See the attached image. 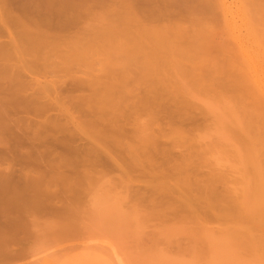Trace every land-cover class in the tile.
Here are the masks:
<instances>
[{
    "label": "rangeland",
    "instance_id": "obj_1",
    "mask_svg": "<svg viewBox=\"0 0 264 264\" xmlns=\"http://www.w3.org/2000/svg\"><path fill=\"white\" fill-rule=\"evenodd\" d=\"M113 1L115 3L117 0ZM179 1L182 2V5H188L191 3L189 5L192 7H188H194V10H190V13H188V11V14H185L186 11L183 12L185 14L184 19L182 15V18L179 16V18H181V20L178 19L179 21L176 20L177 17L175 18L172 16V18L170 17L169 20L164 21L165 23L161 22V25L164 23V26H166L165 24L168 22L169 24L172 22V25L175 22H181L182 27L183 25H186L189 28L192 26H188L189 22L194 21L195 23H193L195 24V27L192 26V30L195 28L198 30H194L195 33L200 32L201 30L205 33V31L208 30V26L210 25L208 23H211L209 30L212 28L211 30L213 33H211V35L210 33H205L207 34V37L209 36L208 38L211 36L209 40L203 32L200 33L203 34L205 38H207L205 40L208 42L211 41L209 42L211 47L206 45L207 41L203 43V45H206L208 48L207 49L204 47L207 49H205L207 51L206 53L211 50L213 52L214 50L217 51V54L215 52L213 53L212 51L209 52V54L212 55V58L214 57V59L216 57L218 63L214 61V59H212L211 62L210 56L206 58V53H204V57L202 55L197 57V55H195L196 51H194V53L192 52L194 50L191 49L192 44L191 46L188 44L191 41V38H189L190 41L188 43H185L186 45L188 44L190 46L191 50L189 47H187L186 50V47L183 48V46H181L183 48L182 52L186 50L185 53H188V50H190L189 53L192 52L196 58H201L199 59L200 62L204 58V60H202L203 64L201 63L202 66L200 65L198 59L194 60V55L193 59L191 57V59L188 61L183 59L184 62H182V58L180 59L181 61H178V63H180L179 65H181L182 62L184 66H187H185V68H187L186 70H188V67L190 68L191 66V68H193V65L195 64V66L200 65L197 69L199 71L200 68V73H198L199 76H196L194 75L195 73H192L193 71L197 72L196 69H189L193 70L188 72L191 75L189 74V76L188 73H185V77H181L179 73L180 70L177 69V66L176 68L173 66L175 69H177L178 73L176 70L170 69L168 70L169 72H166L168 75L167 76L162 75L165 73L159 74L154 69V71H156L159 75L156 74L157 77L151 75L150 77H147V81L146 77H144L146 76V73L144 75L143 72L146 69L142 68L145 70H141L140 68L146 63L145 56H150L148 54L145 55V52L148 53L149 51L148 48L146 49L142 47L143 45L141 43V37L144 34L140 29L134 30L130 29V27H128L129 31L127 32H131L130 30H132V32L129 34H126L125 32V34H123V31L121 33L119 30L113 31L111 28L110 30L111 32L113 31V33H110L109 25L111 22L109 23V15L107 16L106 13L109 14L110 11L113 10V6L108 8V6L112 5V3H108L106 5L105 2L104 4L99 5L100 7L97 6L98 4H95L97 7L95 8V5L91 7V11L88 8L89 11L86 10L87 12L84 9V14L81 13V16L75 24V28H73L75 31L72 29V32L74 33L71 35L69 34V37L66 35L68 38L66 36H63L62 39L59 38L53 45H43L36 48L29 47L26 49L25 43L23 41L24 39L19 34H13L14 40H17L22 48L18 51V53H14V55H11V53L7 55L11 49H8L9 46H7V44L11 45V39L6 31L3 32L2 30L0 32V45H6V48H4L7 51H1L4 52V55L7 56V58L2 56L3 53H1L0 65H3L4 63V66H6L5 64H7L6 69L11 68L13 73L14 71L20 73L22 72L23 74L21 73V76L23 75L26 80L29 78L36 80L38 84L36 83L37 85L35 86V83L31 82L34 84V90H31L33 93L36 90V93L34 94H36L38 98L40 96V100H46V98L43 97L46 95V92L53 90V93H55L57 90L55 93L56 95L50 92V99L53 101V103H56L53 105H55L57 108H53V105L52 107L48 108L47 110L50 111L46 112H48L49 115H47L48 113L45 112H43L45 114H34L33 112H30L31 116L33 114L36 116L35 117L33 115L34 118L33 120L31 119V123L33 124L31 128L32 130L34 129L33 132L37 128L36 126H38L35 125L33 121L36 122V124H39V121L42 122L41 120L43 119V121H45V124L42 122L45 126L43 124H39L41 126H39L40 131L46 129L42 132L45 137L44 135L41 137L42 133L36 129L39 131L38 134L40 135H36L37 133L35 134L38 136L36 142L38 143L40 141L38 140L40 137L42 138H40L41 141L46 139V141H53V139H61L63 135L62 139L69 138L71 140L70 143H68L70 140H67L68 142L63 141L64 143L70 144L69 148L67 147V150L69 151L75 148L73 151L69 152L61 148L59 150V148L56 147L57 143L54 145V141L52 143L50 142L52 147H55H45L50 151L48 152V150H46L47 155H52L51 157H48L49 160L51 159L49 161L47 158H45L47 156L46 154L45 157L43 156L44 154H39L42 150L40 147L36 146L37 148H30L27 145H22V147L18 145V148L13 147V149L10 146L8 147V149L11 148L10 150L13 151V155L15 148V153L17 151H21V149L23 150L22 152H19L20 155L21 153L24 155L27 152H30V150L34 149L31 151L32 153H38L37 155L43 157H39L38 160L30 162L31 164L22 160V163L24 162L22 164L20 159L17 160V157L13 158V155L8 153V155L11 156L10 160H8V155V161H6V159H3V162L0 160V264H264V111H260L262 108L259 110L256 108V106L254 107L255 104L258 105V108L262 107V105L257 101L254 102L255 99L253 98V101H251V98L248 95L244 96L243 94H240L241 89L235 86V84L238 85V83L235 82L236 80L239 81L238 77H240L237 72L240 74L241 71L243 73L246 71L249 72L246 74L252 76L253 80L259 83L262 92L264 93V37L262 36L264 33V28H262L263 33L259 30V27L257 29L259 33H261L259 35H261L263 40L262 38H256V36H259L256 35L258 34L257 30L254 34L252 31V26L254 25L255 27L253 21H256L253 19H258L261 15L262 16L260 20L258 19L260 22L258 23L262 24L264 27V4H262L263 7L261 6L263 8L262 9L253 3V0H224L226 5L224 13H221L220 10V13L219 11L216 12L214 10L213 12H216V15H213L214 13L212 10H210L212 12L211 14H209L210 12H208V14L207 12H204L206 14L203 13V15L199 12L196 13V11L200 9L199 5V9L195 10V8H197L196 3H202V0ZM243 2L245 6H248L244 8L245 10L243 9V7H245ZM262 3H264V1ZM194 4L196 6H193ZM182 5H179L181 7H177L182 8L184 6ZM171 8L173 9V7ZM185 8L183 7V9ZM257 8L259 10H263L261 11L262 13H260V15L254 12ZM107 18L109 20H107ZM261 20H263V22H261ZM200 22H205L206 24H202L203 28H201V30L199 29L201 24L200 26L197 24ZM153 24L156 25L157 21ZM0 25H2L1 22ZM187 29L186 35L191 36L189 34V30H191V28L188 30ZM124 30L126 31L127 27H125ZM194 31L192 33H194ZM118 35H122L120 39L118 38ZM123 35L126 38H123ZM253 35H255V37H253ZM226 38L230 41L226 42ZM121 39V43L124 42V44H120L119 41ZM182 40L187 41V37H184ZM218 42L220 43L217 45ZM223 43H225V48ZM228 43H230L232 46ZM211 44H213V46ZM122 45L125 46V48ZM181 45H183V43ZM215 45H217L220 49H217V46L215 49ZM229 45L233 48H231ZM2 46L1 48H3ZM198 46H200V44ZM222 46L224 49H222ZM133 47H137L138 49H133ZM195 47H197V45ZM31 49L35 50L32 52ZM219 50L222 51L219 52ZM233 50H235L236 53L233 52ZM29 51L32 52V56L30 55L31 53ZM230 51L232 53H230ZM21 53L24 54L22 55ZM154 55H151V57ZM187 56L189 55L187 54ZM224 57L231 60V63L228 60L225 61L226 58ZM156 58L158 59L159 57L157 56ZM235 58L237 59L235 60ZM222 60L225 61V63H223ZM232 61L233 63L235 62L233 64V68L236 67L237 72H235V70L232 68L231 70H233V73H230L231 76L226 77L224 70H222V74L220 73L222 72L221 70H219V72L218 69L215 70L216 68H214L217 64L221 63H230L232 66ZM150 62L151 64L154 63L153 61ZM157 62L160 63V61ZM214 63L217 64L213 65ZM241 63L242 65H240ZM8 64H10V66ZM46 65L51 67L47 68ZM4 66H0V84L3 82L7 83V80H9L11 77L10 73L12 70L10 69L11 71L9 72V69H5L6 73H4V69H2L5 68ZM18 68L19 70L17 71L16 69ZM165 68L163 69L165 70ZM185 68H183L184 70L181 69V72L183 70V74L184 72H187L185 71ZM21 69L24 70L22 71ZM56 69L59 70L56 71ZM163 69H161V71H164ZM27 70L31 71H29L31 75L27 73ZM48 71H50V73H52L51 71L56 73L50 74ZM140 71H142V73ZM43 72H46V74H44L45 77L42 76ZM211 72L214 76H210L209 73ZM26 73L29 76H26ZM150 73H152V71H150ZM228 73L226 75H228ZM235 73L238 76L235 75ZM4 74H7L9 77ZM123 75H126V77ZM148 75L150 74H147V76ZM161 75L167 77V79ZM113 76L117 77L116 79L118 80L121 79V82L117 81L119 83L117 85L119 86L116 85V87L123 91L122 93V91L120 92L118 90L120 95L121 93L124 94V92L127 91L122 97L124 101L128 102L125 99H129L133 102L132 103L129 101V104L127 103L129 106L126 107L130 108L128 109L125 107L127 111L123 112L125 115H129V117L124 115L122 119L120 116H116L117 118H120L117 119L118 122H120L121 119L123 120L120 122L122 124V130H124V132H122L123 135L121 136L129 140L130 143L126 139L122 140L123 138L120 136L117 137L118 143L116 142V144L114 141L113 143L111 138H109L112 137L111 134V136L107 135L109 136L108 138L105 135L103 137L101 136L102 139H100V136H98L99 134H95L97 132H95L96 130L94 131L96 126L92 125L93 128H90L91 125L89 122L91 119L87 120L86 118H96L95 116L100 117V112L97 114L96 110L92 109L91 111L87 106L89 102V105L92 106L93 103H95L93 102L95 97H97V94L99 95V93H102V91L94 94L95 97L92 96L93 93L91 91L90 93L92 94L90 96L87 88H85L87 90L84 89L85 91L81 90L79 92L76 90L69 92L71 91L69 88L70 83L74 81V79L82 81L84 79H88L89 82H91L90 79H93L94 81V78H97L95 79L97 82L95 83L94 81V83H99V85H97L100 87V83L103 81L105 83H112L115 80L116 82V79ZM158 76H161L163 81ZM232 76H234L233 78L236 80L233 81ZM151 77L160 79L164 84L165 80L172 78L168 80L170 82H166V84L168 85L170 83L175 85H173L174 87L172 85H168L169 90L166 94L165 91L167 89L161 86L162 84L160 80L159 83L157 79L153 78L155 79L153 82ZM212 77H214L215 80L211 81ZM24 78L22 80H25ZM149 78H151V82H153L152 85L155 87L151 85ZM65 79L67 80L65 81ZM177 79L180 81L182 80L183 84L182 81L179 82L178 80L177 82ZM50 80H53L54 83L53 81L51 83ZM85 80L84 82H86ZM193 81L197 84H194ZM218 81L222 84H225L221 86L222 84H220ZM49 82L51 84H49ZM55 82L57 84H55ZM122 82L125 83H123L124 86L121 84ZM156 82H158V84H156ZM176 84L180 85V87L176 86ZM41 85L44 86V89L42 90ZM53 85H56V87H60L61 85L66 86L68 87L69 91L65 87L64 88L67 91L59 88V90L57 88L55 90ZM62 86L61 88H63ZM46 87H48V91H45ZM172 88L175 89L173 90ZM125 89L126 91H124ZM237 89L239 90L237 91ZM43 90L45 92H43ZM60 90L61 92H59ZM41 91L43 96L40 95ZM83 91L84 93H88L86 94L88 97H85L84 93H82ZM162 91L163 93H161ZM27 92L32 94L30 90ZM27 92L24 93V95H28ZM58 92L62 94V98ZM68 92L69 95L67 94V96L69 97H66V93ZM7 94L10 95L9 93ZM58 94L61 99L60 101L56 102L54 100L59 98L55 97ZM114 94H117V96L119 95L117 92ZM240 95H243L244 97ZM48 96L49 94L46 95V97ZM92 97L93 100H91ZM160 97H162L163 101ZM175 97L179 100L175 99ZM65 98L69 99L66 100ZM85 98L87 100H85ZM152 99L156 101H153ZM66 101L68 102L66 103ZM181 101H183L182 103L185 101V103H181L182 105L179 104ZM61 102L62 104H57ZM84 102H87L86 108L83 106L86 105ZM171 102H175V105L177 103V106ZM65 103L67 105L69 104V106L66 105L65 108H62V105H65ZM71 104L72 106H70ZM58 105H60L59 108ZM180 106H187V108L183 107L182 109L181 107V111L179 109ZM67 107H70L68 109H70L72 117L71 114L66 110ZM163 107L167 110L164 111ZM174 107L176 108L174 109ZM89 110L93 113V116H89ZM179 110L181 111L180 113ZM187 110H189V114H187ZM65 111L68 112V114H66ZM85 111H87L88 117ZM161 111L163 112L161 113ZM259 111L260 113H258ZM167 112L170 113L167 114ZM20 113L22 114H20L22 118H24V116L27 118L30 116L29 114L28 116L25 115V113L23 115L22 111ZM60 113L65 114L66 117L67 115L68 117L70 116L71 118H69L71 122H66L68 117L66 119H61ZM177 113L179 114V119L176 117ZM41 114L42 116L44 115L43 118ZM52 115H56L53 117L56 119V122L55 120L54 122L50 120L53 119L51 117ZM19 116L16 115L17 118ZM63 116L64 115L61 117L63 118ZM105 116L108 117L107 115ZM101 117L104 118V121L106 122L107 119H112L115 116L112 117V115L109 114V117L106 119V117H103L101 114ZM125 118H127V120ZM129 118L131 121H128ZM189 118H191V120ZM36 119L38 120V123ZM47 119L49 122L51 121L53 123H51V126ZM73 119L74 122H72ZM85 119L86 122L89 121L87 122V125L85 123ZM21 121L23 120L21 119L20 122ZM124 121H127L126 124L129 122L130 125L128 124L127 126ZM148 121L149 126L147 125ZM46 122L48 124H46ZM79 123L83 124L80 125ZM120 123H117V125ZM1 124L2 123H0V127ZM10 124L12 125V122ZM25 124H28V121ZM62 124L63 126H61ZM57 125H59V127ZM53 126L55 127V130H53ZM29 127L27 128L29 129L27 132H30L31 130ZM42 127L45 128L43 129ZM56 127H58L59 130H57ZM61 127L64 128L62 129ZM100 127L102 126L99 125L95 129ZM149 127L152 129H149ZM162 128H165L168 132ZM181 128H184L183 131ZM14 129L17 130V128ZM125 129H127L126 133ZM160 129L162 133H160ZM177 129H180L182 132L185 131L183 133L184 138L187 135V130H189V136L187 135L184 141L181 140V137V139L179 138L181 141H177L179 140L178 138L176 139L177 132L180 133V131ZM174 130H177L176 135H174ZM132 131L135 135L132 134ZM135 131L137 132L135 133ZM33 132H30V135H32ZM159 134L162 138L158 137ZM1 135L5 134L0 133V136ZM95 135L98 136V138ZM72 136L73 138H71ZM152 136L153 140L155 138V143L153 144L154 146L152 145V140V143H149L152 146L148 145V147H145L147 154L149 153L150 148L152 149V151L149 153V157V154H142L145 152L142 149L144 148L143 146H145L144 143L146 145L148 143L145 141L148 138L151 139ZM104 137L106 138L104 139ZM141 137L145 138V141ZM6 138L5 140L3 138V140H1L2 142L0 143V153L4 152V155L6 151L5 146L2 143L4 141H8V138L7 140ZM105 140H108V142ZM174 140H176V142ZM122 141H124L125 144H123ZM171 141L175 142H173L174 145ZM111 142L116 144V150L114 149V146ZM180 144H182V146ZM59 145L61 146V144ZM103 145H105L106 148ZM121 145L123 146V151H121ZM131 145L134 147H130ZM155 145H157L156 148ZM44 146H46V144H44ZM38 148L41 149L39 152ZM89 148L90 151L88 152ZM146 148H148V150ZM130 149L133 151L135 150L136 155L135 152L133 153V151ZM57 150L59 151L58 154ZM127 150L129 153L131 152V154H134V157H137L135 158L138 159L136 162L131 163L132 160H130V157L126 156ZM124 151L126 152L123 154ZM186 151L189 153L188 156ZM118 152L121 153V158L120 155H118ZM131 154L130 156H132ZM78 155L80 156L79 158ZM56 156L58 157L56 158ZM95 156L98 158H95ZM52 157L54 160H58L54 161ZM72 157L74 158L72 159ZM100 157L102 158L100 159ZM134 157L131 159H134ZM70 159L73 161L71 160L70 162ZM18 161L21 163L22 167H20V163ZM63 161H66L65 164L67 161L70 164L67 166V164L65 165L63 163ZM97 161L98 163H96ZM35 162L36 164L34 166H41L43 168V171L42 169L41 171L44 173H41L39 169L32 166V163ZM44 162H48L49 164L50 162H53L54 165H48V163L45 164ZM26 163L29 165V167L32 166V168L30 167L31 171L28 170L29 167H27L28 165ZM57 164L59 170L58 168L54 169ZM45 165L48 170H50L48 166H54V170L51 168L50 171L52 172L47 173V171L44 170ZM186 165L189 167L187 168ZM19 168H23V172H21L22 170ZM175 169H177V171H175ZM39 172L41 175H39ZM181 172L186 173L183 174ZM9 174L11 177L8 176ZM173 175H176L177 178L175 176L173 178ZM177 175L179 176V179ZM184 176H188L190 178L188 181L190 180L191 183H187L188 181L185 179L188 177L185 178ZM11 178L12 180H10ZM177 180H185L186 182H180ZM28 182H32V184L28 186ZM179 183H183V185ZM158 186H161V188ZM192 188L193 191L191 190ZM209 193L213 194L210 195ZM202 195L207 196V198H204ZM186 199H188V201ZM214 206L216 207L214 208Z\"/></svg>",
    "mask_w": 264,
    "mask_h": 264
},
{
    "label": "bare ground",
    "instance_id": "obj_2",
    "mask_svg": "<svg viewBox=\"0 0 264 264\" xmlns=\"http://www.w3.org/2000/svg\"><path fill=\"white\" fill-rule=\"evenodd\" d=\"M113 0H111V1H108V0H2V2H1V0H0V22H1V24L2 25H0V32L3 30V32H7L8 34H9V36H10V39H11V45H8L7 43H4V44H7V46H9V48L8 49H12L13 50V52H12V50L10 49V51L7 53V55L8 54H10L11 53V55H14V53H18V51L19 50H21V45L19 44V42H17V40H14V37H13V34H19L24 40V43H25V48L26 49H28L29 47L30 48H36V47H40V46H43V45H53L54 43H56L57 42V40L59 39V38H61L62 39V37L63 36H70L72 33H74V32H72V29L73 28H75V24L77 23V21H78V19H79V17L81 16V13H83L84 14V9H85V11L87 10V11H89L90 9H91V7H93L95 4H98L97 6H99V5H102V4H104L105 2H106V5L108 4V3H112V5H109L108 6V8L110 7V6H113V10L112 11H110V13L108 14V13H106V15L108 16L109 15V19H110V21H109V23L111 22V24L109 25V31H110V33H113V31H115V30H119L121 33H122V31H123V34H129V33H131L132 32V30H130L131 32H127V31H129L128 30V27H130V29H134V30H137V29H140L142 32H143V36L141 37V43H142V47L143 48H148V53L147 52H145V55H150V56H145V61H146V63H145V65L144 66H146L147 67V65H148V67L147 68H149V69H147L146 67H140L141 68V70H145V71H143L144 72V75H145V73H146V76H144V77H146V79H147V81H148V78L147 77H150L151 75H154L155 77H157V75H159L160 73H165V74H162V75H167L166 74V72L168 71V70H176V72L178 73V71H177V69H179L180 71H179V73H180V76L182 77V76H184V75H186L188 72H190V71H193V70H189V69H198V67L201 65L202 66V64H203V61L202 60H204V53H206L207 51V47H206V45H209L210 43L209 42H211V41H207V40H205V39H207L208 37L206 36L207 34H209L210 33V35H211V33H213L212 32V28L209 30V27H211L210 25H211V23L209 22L208 24H210L209 26H208V30L207 31H205V33H207V34H205L204 33V31H202L201 30V28H203V25H206L205 24V22H200V23H197V24H199V26H200V24H201V27H199L198 25H196V26H198L199 27V29L201 30L200 32L202 33H204V35L207 37V38H205V36L203 35V34H201L200 32H197V33H195V31H198L197 29H195L194 28V30H192L193 29V27H195L194 25V21H192V22H189V24H188V26L189 25H192V26H190L189 28L186 26V28H185V26L183 25V27H182V23L180 22H175L173 25H172V22H170V24H169V22L168 23H166L165 25L166 26H164V21H167V20H169V18L171 17L172 18V16L173 17H177L176 18V20H181V18H182V16H183V19H184V15L185 14H188V13H190L191 11L190 10H194V7L193 8H190V7H192L191 5H189V4H191V3H189L188 5H185V4H183L182 5V2L181 1H179V0H117V1H115V3H114V1L112 2ZM262 0H253L252 2L253 3H255L259 8L262 6V4H264V3H262L261 2ZM181 2V3H180ZM189 2H191V1H189ZM246 2V1H245ZM180 3V4H179ZM260 3V4H259ZM115 5V7H114V5ZM178 4V5H177ZM197 4V6L194 4L193 6H196L197 8H195V10L197 9H199L198 11H196V13H200V14H203L204 12H207V14H208V12H210L209 14H211L214 10L217 12V11H221V13L223 12H225V9H226V5H225V1L224 0H202V3H196ZM243 4H244V2H243ZM248 4V3H247ZM178 7H181V6H179V5H182L185 9H183V7L182 8H178ZM198 5H199V8H198ZM260 5V6H259ZM96 5H95V8L97 7ZM174 6H175V8H174ZM188 6H190V7H188ZM244 6H245V4H244ZM247 6V5H246ZM246 6L245 7H243V9L244 8H246ZM264 6V5H263ZM262 6V7H263ZM100 7V6H99ZM169 7H170V9H169ZM171 7H173V9L171 8ZM176 7H177V9H176ZM248 7V6H247ZM261 7V8H262ZM88 8H89V10H88ZM211 8V9H210ZM264 8V7H263ZM262 8V9H263ZM93 9V8H92ZM207 9H209V10H207ZM228 9V8H227ZM254 9V8H253ZM202 10V11H201ZM204 10H206V11H204ZM210 10H212V12L210 11ZM245 10V9H244ZM86 11V12H87ZM91 11V10H90ZM186 11V12H185ZM189 11V12H188ZM220 11H219V13H220ZM248 11V10H247ZM261 11H263V10H259L258 8L256 9V11H254V12H256V14H259L260 15V13H262ZM85 12V13H86ZM107 12V11H106ZM183 12H185V14L183 13ZM188 12V13H187ZM202 12V13H201ZM216 12H213L214 14L213 15H216L215 13ZM82 14V15H83ZM87 14V13H86ZM204 14H206V13H204ZM203 14V15H204ZM264 14V13H263ZM105 15V16H106ZM182 15V16H181ZM179 16H181V18H179ZM191 16V15H190ZM209 16V15H208ZM212 16V15H211ZM258 16V15H257ZM262 16V15H261ZM261 16H259L260 18H261ZM215 17V16H214ZM218 17V16H217ZM106 18V17H105ZM257 18V17H256ZM260 18H258L259 20H260ZM108 18H107V20H109ZM210 19V18H209ZM258 19H253V20H256V21H253V24H255V27H254V25L251 27L252 28V31H253V34L255 33V31L258 29V27H259V30L260 31H262V28H264L263 27V25L262 24H260V23H258V22H260V21H258ZM263 19V18H262ZM178 20V21H179ZM211 20H213V19H211ZM156 21H157V24L156 25H154L153 23L155 22L156 23ZM186 21V20H185ZM252 21V20H251ZM108 22V21H107ZM161 22H164L163 23V25H161L162 23ZM184 22V21H183ZM194 22V23H193ZM261 22H263V20H261ZM9 23H11V24H9ZM109 23H107V24H109ZM158 23H160V24H158ZM190 23H192V24H190ZM180 24V25H179ZM203 24V25H202ZM257 24V25H256ZM262 25V26H261ZM107 26V25H106ZM105 27V26H104ZM108 27V26H107ZM125 27H127V30L125 31L124 29H125ZM159 27V28H158ZM182 27V28H181ZM257 27V28H256ZM261 27V28H260ZM3 28V29H2ZM110 28H111V30L113 29V31L111 32V30H110ZM190 29L191 28V30H189V34L191 35V36H187L186 34H187V32H186V29ZM206 28H207V26H206ZM256 28V29H255ZM108 29V28H107ZM187 29V30H188ZM205 29V28H204ZM74 30V29H73ZM264 30V29H263ZM75 31V30H74ZM77 31V30H76ZM191 31V32H190ZM194 31V33H192ZM209 31H211V32H209ZM214 31V30H213ZM258 31V30H257ZM125 32V33H124ZM109 33V34H110ZM114 33H116V32H114ZM192 33V34H191ZM200 33V34H199ZM262 33H263V31H262ZM70 34V35H69ZM259 34H261V33H259V31H258V34H256V35H259ZM193 35H194V37H193ZM196 35V36H195ZM66 36V37H67ZM119 36V35H118ZM122 35H120L118 38L120 39V37H121ZM260 36V37H259ZM259 36H256V38L258 37L259 39L260 38H262L261 37V35H259ZM262 36L264 37V33L262 34ZM67 37V38H68ZM125 36L123 35V38H124ZM184 37H187V41H183L182 39L184 38ZM204 37V38H203ZM253 37H255V35H253ZM126 38V37H125ZM189 38H191V41L189 40ZM210 38H211V36H210ZM210 38H208V40L210 39ZM255 38V39H256ZM257 38V39H258ZM16 39V38H15ZM186 39V38H185ZM184 39V40H185ZM205 41H204V40ZM227 39V38H226ZM225 39V40H226ZM123 40H125V39H123ZM262 40H263V38H262ZM261 40V41H262ZM3 41V40H2ZM2 41H1V43H2ZM121 41H122V39L119 41L120 42V44H124V42H122L121 43ZM190 41V42H189ZM207 41V42H206ZM224 41V40H223ZM227 41H230V40H226V42ZM260 41V42H261ZM189 42V43H188ZM206 42V45L204 46L203 45V43H205ZM225 42V43H226ZM183 43V45H181ZM185 43H188V44H190V46H191V44H192V46H191V49L193 50L192 52L194 53V51H196V53H198V54H196L195 53V55H197V57L199 56V55H202L201 57L203 58L202 60H201V62L199 61V59H201L200 57L199 58H196V56L191 52V53H189L190 52V46L187 44H185ZM208 43V44H207ZM214 43V42H213ZM220 42H218L217 43V45L219 44ZM225 43H223V46H224V48H225ZM231 43V42H230ZM230 43H228V44H230ZM178 44H180V45H178ZM200 44V46H198ZM215 44V43H214ZM227 44V45H228ZM264 44V43H263ZM3 45V44H2ZM2 45H0V48H1V46ZM119 45V44H118ZM197 45V47H195ZM212 46H213V44H211ZM217 45H215V49H216V46ZM226 45V46H227ZM231 45V44H230ZM229 45V46H230ZM6 46V45H5ZM4 45L2 46L3 48L5 47ZM119 46H121V45H119ZM118 46V47H119ZM123 46V45H122ZM181 46H183V48L184 47H186V50H187V47H189V49L190 50H188L189 52L187 53H185V51L186 50H184L183 52H182V47ZM210 46V45H209ZM220 46V45H219ZM223 46H222V49H224L223 48ZM232 46V45H231ZM230 46V47H231ZM239 46H241V45H239ZM13 47V48H12ZM124 48H125V46H123ZM195 47V48H194ZM198 47H199V49H198ZM203 47V48H202ZM204 47H206V48H204ZM211 47V46H210ZM210 47H209V49H210ZM3 48H1V50H0V54L1 53H3V55L2 56H4V57H6L7 58V56H5L4 55V52H1L2 50L3 51H6V47L3 49ZM134 48H137V47H133V49ZM181 48V49H180ZM214 48H212V49H214ZM229 48V47H228ZM231 48H233V47H231ZM230 48V49H231ZM138 49V48H137ZM206 49V50H205ZM217 49H220V48H218V46H217ZM226 49H227V47H226ZM235 49V48H234ZM23 50V49H22ZM32 50V49H31ZM33 50H35V49H33ZM33 50H32V52H33ZM136 50V49H135ZM199 50V51H198ZM232 50V49H231ZM237 50V49H236ZM28 51V50H27ZM26 51V52H27ZM37 51H38V49H37ZM37 51H36V53H37ZM41 51V50H40ZM202 51V52H201ZM209 51V50H208ZM212 51V50H211ZM211 51H209V52H211ZM220 51H222V50H219V52ZM224 51V50H223ZM241 51V50H240ZM7 52V51H6ZM5 52V53H6ZM24 52H25V49H24ZM31 54V56H32V52L31 51H29ZM143 52V51H142ZM156 52H157V55H156ZM160 52V53H159ZM200 52H201V54H200ZM209 52L208 53H206V54H208V55H206L205 54V56H206V58H208L209 56H210V61L212 62V59H214V57L212 58V55H210L209 54ZM213 52V51H212ZM214 52L216 53L217 51H215L214 50ZM213 52V53H214ZM233 52H235V50H233ZM13 53V54H12ZM35 53V52H34ZM33 53V54H34ZM144 53V52H143ZM159 53V54H158ZM203 53V54H202ZM230 53H232L231 51H230ZM236 53V52H235ZM22 55L24 54V53H21ZM155 54V55H154ZM187 54L190 56H187ZM192 54V55H191ZM212 54V53H211ZM217 54V53H216ZM221 54V53H220ZM226 54V53H225ZM224 54V55H225ZM151 55H154V56H152L151 57ZM185 55V56H184ZM193 55L195 56L194 57V60H197L198 59V61H199V63H200V65L199 66H195V65H193V68H189L188 67V70H186L187 68H185V66L182 64V62H184L183 61V59L184 60H190L191 59V57H192V59H193ZM219 55V54H218ZM239 55V54H238ZM159 57L158 59L156 58V57ZM182 56H184V57H182ZM187 56V57H186ZM235 56V55H234ZM237 56V55H236ZM240 56V55H239ZM238 56V57H239ZM10 57V56H9ZM147 57H148V59H147ZM189 58V59H186V58ZM228 57V56H227ZM237 57V58H238ZM5 58V59H6ZM33 58V57H32ZM31 58V59H32ZM151 58V59H150ZM156 58V59H155ZM182 58V59H181ZM196 58V59H195ZM205 58V59H206ZM224 58H226V57H224ZM228 58H230V57H228ZM228 58H226V60L225 61H230V63H231V60H229ZM237 58H235V60L237 59ZM4 59V58H3ZM182 60V62H181V65L183 66H181V65H179L180 63H178V61H181ZM233 59V58H232ZM239 59H240V57H239ZM29 60V59H28ZM39 60V59H38ZM148 60V61H147ZM207 60V59H206ZM234 60V61H235ZM40 61V60H39ZM150 61H153L154 63L153 64H151V62ZM157 61H160V63L159 62H157ZM209 61V62H210ZM214 61H216L217 63H218V60H217V58L215 57V59H214ZM225 61H223L222 60V62L223 63H225ZM238 61V60H237ZM243 61V60H242ZM241 61V62H242ZM37 62V61H36ZM148 62H150L149 64L151 65H149V64H147ZM159 64H157V63ZM210 62V63H211ZM220 62V61H219ZM240 62V61H239ZM245 62V61H244ZM243 62V63H244ZM32 63V62H31ZM202 63V64H201ZM207 63V62H206ZM217 63H214L213 65H215V64H217ZM230 63H226V64H217L214 68H216L215 70H217L218 69V71L219 70H224V74H225V76L227 77V76H231L230 75V73L233 71V70H231L232 68H233V64L235 63H233V61H232V66H231V64ZM160 64H161V66H160ZM198 64V63H197ZM237 64V63H236ZM239 64V63H238ZM6 66H4V63H3V65L1 64L0 66L1 67H5V68H2V69H4L3 71H4V73H6V70H8V69H6L7 68V64H5ZM9 66H10V64H8ZM34 65H36V64H34ZM219 65V66H218ZM222 65V66H221ZM240 65H242V63L240 64ZM244 65V64H243ZM246 65V64H245ZM8 66V67H9ZM17 66V65H16ZM45 66V65H44ZM47 66V68H50L51 66H48V65H46ZM159 66V67H158ZM173 66H175V68H176V66H177V69H175ZM227 66V67H226ZM239 66V65H238ZM19 67V66H18ZM152 67V68H151ZM161 67V68H160ZM166 67V68H165ZM179 67V68H178ZM182 67V68H181ZM187 67V66H186ZM225 67V68H224ZM240 67V66H239ZM13 68H15V67H13ZM142 68H145V69H142ZM158 68V69H157ZM160 68V69H159ZM163 68H165V70L163 69ZM183 68H185V71H187V72H184V74H183ZM244 68V67H243ZM1 69V68H0ZM6 69V70H5ZM11 69V68H10ZM8 70L9 72L12 70ZM53 69L55 70V68L53 67ZM154 69L159 73H157L156 71H154ZM161 69H163L164 71H161ZM167 69V70H166ZM181 69H183L182 70V72H181ZM228 69H230V70H228ZM234 70H235V72H237L236 70H237V68L236 67H234L233 68ZM239 69V68H238ZM242 69V68H241ZM17 71L19 70V68L18 69H16ZM22 70V69H21ZM24 70V69H23ZM22 70V71H23ZM43 70H44V68H43ZM48 70V69H47ZM47 70H46V72H47ZM52 70V69H51ZM57 70H59V69H56V71ZM243 70V69H242ZM245 70V69H244ZM2 71V70H1ZM30 71V70H29ZM28 70H27V73H29V75H31L30 74V72H29ZM61 71V70H60ZM146 71H148V72H146ZM150 71H152V73H150ZM160 71V72H159ZM227 71V72H226ZM228 71H229V73H228ZM240 71V70H239ZM46 72L44 73L43 72V74H42V76H44V74H46ZM49 73H50V71H48ZM52 73H56V72H54V71H51ZM141 73H142V71H140ZM169 72V71H168ZM174 72V71H173ZM175 72V73H176ZM220 72V71H219ZM218 72V73H219ZM22 73V72H21ZM21 73L20 72H15L14 71V73H13V70H12V72L10 73V79L9 80H7V83L5 82H3L2 84H0V118L2 119H0V123H2L1 124V127H0V133H3V134H5V135H7V136H5V135H1L0 137V143L2 142L1 140H3V138H4V140H5V138L7 137L8 138V141H4L2 144L5 146V151H6V153H5V155L3 154V153H0L1 155H0V160L2 161L3 159H6V161H8V160H10V158H11V156H9L8 155V153H10V155H13L12 153H13V151H11L10 149L12 148L13 149V147H17L18 145H20L21 147H22V145H27V146H29L30 148H35L36 146L37 147H40V148H42V150H43V152H42V150L40 149V148H38V152L40 151V155H43L44 157L47 155V151L46 150H48V152H50L49 151V149H46L48 146H49V148H50V146L52 147V142L54 141H57V142H53V144L54 145H56V143H57V148H59V150H60V148L61 149H65V151H68L67 149L69 148V145L70 144H68V143H70L71 142V140L68 138H64V139H62L63 138V135H62V140L59 138V139H57V138H55V139H57V140H54L53 139V141L52 140H48V141H46V140H44V141H41V137H42V135H44L42 132L43 131H45V130H41L40 131V125L39 124H43L45 121H43V120H41L42 122H40L39 121V124H36V122H34L33 121V123H35V125H38V126H36L37 128L36 129H38L42 134H41V139L39 138L38 140H40L39 142H43L44 144H46V146H44V144L42 145L41 143H37L36 142V139H37V137L38 136H36V135H39L38 133H39V131L38 130H36L35 129V131L33 132V130H32V128H31V126L33 125L31 122H32V120H33V118H34V114H39V113H42V114H45V113H48L49 111L47 110L48 108H50V107H52V105L53 104H56V103H53V101L50 99V92L52 93V94H54V95H56L55 93L57 92V90H56V88L58 89H62V90H66L65 88H67V90L69 91V89H68V87H66V86H62L63 88H61V86L59 87L58 85V87H56V85L54 86L55 87V93H53L54 91L52 90V91H50V92H46V95H48L49 94V96L48 97H46V95L45 96H43V94H42V91H41V94L40 95H42L44 98H46V100L44 101V100H40L39 98H40V96H39V98H38V96L36 95V94H34V93H36V90H35V92L33 93V91L31 90V89H33L34 90V84H32V83H35V86L38 84L37 83V81L36 80H33V79H30L29 77V79H25L24 78V76L22 75L21 76ZM27 73H26V76H29V75H27ZM52 73H50V74H52ZM58 73V72H57ZM155 73V74H154ZM170 73H172V72H170ZM174 73V74H175ZM176 73V74H177ZM183 75H182V74ZM186 73V74H185ZM194 75H196V76H199V74L198 73H200V68H199V71L197 70V72H195V71H193L192 72ZM197 73V74H196ZM220 73H222L223 74V71L222 72H220ZM228 73V75H226ZM233 73V72H232ZM231 73V74H232ZM241 73H243L242 71H241ZM239 74L238 72H237V74L240 76V77H238L239 78V81L238 80H236V79H234L233 77L234 76H232V78H233V81L234 80H236V82L235 83H238V85L237 84H235V86H237V88H239V89H241V92H240V94H243L244 96L245 95H248L250 98H248V99H250L251 101H253V99H255L254 100V102L255 101H257L259 104H261L262 105V107H259L258 108V105L257 104H255L254 105V107L256 106V108L257 109H261L262 108V110H260V111H264L263 109H264V93L262 92V89H261V87H260V85H259V83L257 82V81H254L253 80V78H252V76H250V75H248V74H246V73H249V72H246L245 71V73H243V74ZM7 74H8V72H7ZM7 74H4V75H7ZM23 74V73H22ZM130 74V73H129ZM147 74H150V75H148L147 76ZM157 74V75H156ZM173 74V75H174ZM190 73H188V75H189ZM193 74H192V76H193ZM210 74V76L211 75H213L212 74V72L211 73H209ZM236 73H235V75H237ZM3 75V74H2ZM37 75V74H36ZM49 75V74H48ZM55 75V74H54ZM143 75V74H142ZM161 75V76H162ZM191 75V74H190ZM189 75V76H190ZM237 75V76H238ZM8 76V75H7ZM34 76V75H33ZM38 76H39V74H38ZM41 76V77H42ZM109 76H112V75H109ZM116 76V75H115ZM115 76H113V77H115ZM124 76V75H123ZM122 76V77H123ZM129 76V75H128ZM158 76L161 80H162V77H164V76ZM168 76V75H167ZM174 76H176V75H174ZM191 76V77H192ZM214 76V75H213ZM250 76V77H249ZM9 77V76H8ZM7 77V78H8ZM31 77V76H30ZM45 77V76H44ZM93 77V76H92ZM124 77H126V75L124 76ZM155 77H153V78H155ZM178 77H179V75H178ZM185 77V76H184ZM188 77V76H187ZM236 77V76H235ZM6 78V77H5ZM5 78H3V79H5ZM21 78V79H20ZM25 79V80H22V79ZM39 78V77H38ZM117 77H115V79H116ZM128 78V77H127ZM130 78V77H129ZM152 78V77H151ZM151 78H149V80H150V82H151ZM152 78V81L154 80L155 81V79H157V78H155V79H153ZM164 78H166L167 79V77H164ZM190 78V77H189ZM230 78V77H229ZM252 78V79H251ZM35 79V78H34ZM58 79V78H57ZM81 79V78H80ZM95 79H97V78H94V81H95ZM114 79V78H113ZM124 79V78H123ZM160 79H157L158 80V82H159V80ZM170 79H172V78H170ZM169 78H168V80H170ZM29 80V81H28ZM46 80V79H45ZM60 80V79H59ZM67 79H65V81H66ZM71 80V79H70ZM85 80V79H84ZM84 80L82 81V80H76V79H74V81H72L71 83H70V89H71V91H69V92H72V91H81V90H84L85 88H87L88 89V91H89V93H90V91L93 93V95L92 96H94L95 97V95L94 94H97V93H99L100 91H102V93H99V95L97 94V97H95V100L93 101V102H95V103H93V105L91 106V105H89L90 104V102H89V104H88V106H87V102H84V104H86V105H83V106H85V108H86V106L92 111V109H94V110H96L97 111V114H98V112H100V117H97V116H95L96 118H90V117H88V113H89V116H93V113L89 110V112L87 113V111H88V109H87V111H85L86 112V114H87V117L88 118H86L87 120H90V122L89 121H87V122H89V124L91 125V127L90 128H93V126L92 125H94V126H96V127H98L99 125H101L102 127H100V128H98V129H95L94 128V131L95 132H97V133H95V134H99L98 136H100L99 138L100 139H102L101 138V136L103 137V136H107V135H109V136H111L112 135V137H109V136H107V138L109 137V138H111V140H112V142L114 141L115 143L117 142L118 143V139H117V137H121V138H123L121 135H123V133L122 132H124V130H122L123 128H122V124L120 123V122H122L123 120V116L125 115L123 112H125V111H127V109L126 108H128V107H126V106H129L128 104V102L130 101V102H132V100H127V99H125L126 101H128V102H125L124 101V99L122 98L123 97V95L127 92L126 91V89L124 90V91H126V92H124V94H122L123 93V91L120 89V88H118V87H116V85L117 84H119L117 81H119V82H121V79L120 80H118V79H116V82H115V80L112 82V83H108V82H101V83H103V84H101L100 83V87L98 86L99 85V83H97V84H95L96 82H97V80L95 81V83H94V81H93V79L91 80L90 79V81L91 82H89V80L88 79H86L85 81L86 82H84ZM87 80H88V82H87ZM100 80V79H99ZM161 80H160V82H161ZM168 80H165V84L164 83H162L161 82V86L163 87V88H166L167 90L165 91L166 92V94H167V92H168V90H169V86L168 85H175V84H166V82L168 83V82H170V81H168ZM176 80V79H175ZM178 80L179 79H177V82H178ZM213 80H215L214 79V77H212L211 78V81H213ZM219 80V79H218ZM231 80V79H230ZM5 81V80H4ZM35 81V82H34ZM47 81V80H46ZM53 81V80H52ZM52 81L50 80V82L52 83ZM101 81V80H100ZM125 81V80H124ZM153 81V82H154ZM163 81V80H162ZM182 81V80H181ZM180 80H179V82H181ZM196 81V80H195ZM32 82V83H31ZM40 82V81H39ZM49 82V84H51ZM59 82V81H58ZM62 82V81H61ZM70 82V81H69ZM153 82H151V85H152V83ZM158 82H156V84H158ZM159 82V83H160ZM197 82H198V80H197ZM219 82V81H218ZM30 83H31V85H30ZM37 83V84H36ZM46 83V82H45ZM53 83H54V81H53ZM63 83V82H62ZM68 83V82H67ZM124 82H122L121 84H123ZM193 83L194 84H197V83H195L194 81H193ZM220 83V82H219ZM55 84H57L56 82H55ZM59 84V83H58ZM61 84V83H60ZM64 84H66V83H64ZM105 84V85H104ZM120 84V85H121ZM125 84V83H124ZM124 84H123V86H124ZM180 84V83H179ZM182 84H183V81H182ZM220 84H222V83H220ZM223 84H225V83H223ZM223 84L221 85V86H223ZM47 85V84H46ZM67 85V84H66ZM103 86V89H102V86ZM42 86V85H41ZM69 86V85H68ZM117 86H119V85H117ZM123 86H121V87H123ZM149 86V85H148ZM153 87H155L154 85H152ZM157 86V85H156ZM160 86V87H161ZM172 86H170V87H172ZM176 86H179L180 87V85H178V84H176ZM29 87H31V88H29ZM44 86H42V88H41V90L42 89H44L43 88ZM53 87V88H54ZM174 87V86H173ZM179 87H177V88H179ZM39 88V87H38ZM48 87H46V89H45V91H48V89H47ZM26 89H28V90H30V92L32 93V94H29L27 91L28 90H26ZM52 89V88H51ZM58 89V90H59ZM87 89H85V90H87ZM158 89V88H157ZM161 89V88H160ZM173 90L175 89V88H172ZM234 89H235V87H234ZM239 89H237V91L239 90ZM66 90V91H67ZM84 90V91H85ZM117 90V91H116ZM118 90L121 92L122 91V93H121V95H120V92H118ZM159 90V89H158ZM162 90V89H161ZM165 90V89H164ZM21 91V92H20ZM25 91V92H24ZM39 91H40V89H39ZM44 90H43V92H45ZM84 91L82 92V93H84ZM151 91V90H150ZM160 91V90H159ZM172 91V90H171ZM22 92H23V94H22ZM28 93V95H24V93ZM59 92H61V90L59 91ZM58 92V93H59ZM65 92V91H64ZM63 92V93H64ZM69 92L68 93H66V97H69V96H67V94L69 95ZM115 92H117V93H119V95L117 96V94L115 95L114 93ZM129 92V91H128ZM156 92V91H155ZM170 92V91H169ZM238 92V93H239ZM7 93H9L10 95H8ZM18 93H20V94H18ZM37 93V94H38ZM92 93H90V96H91V94ZM151 93V92H150ZM157 93H158V91H157ZM157 93H156V95H157ZM161 93H163V91L161 92ZM246 93V94H245ZM18 94V95H17ZM34 94V95H33ZM60 94V97L62 98V94L61 93H59ZM59 94L57 95V96H55V97H59ZM76 94V93H75ZM86 94H88V93H84V95H85V97H88ZM159 94V93H158ZM53 95V96H54ZM243 95H240V96H242V97H244ZM8 96H9V98H8ZM33 96H35V97H33ZM65 96V95H64ZM71 96V95H70ZM121 96V97H120ZM160 96V95H159ZM162 96V95H161ZM252 96V97H251ZM42 97V98H43ZM58 98L57 100H54V101H60V99L61 98ZM127 97V96H126ZM158 97V96H157ZM157 97H155V98H157ZM41 98V99H42ZM52 98V97H51ZM161 98V100H162V97H160ZM159 98V99H160ZM178 98H180V97H178ZM246 98V97H245ZM245 98H242V99H245ZM253 98V99H252ZM49 99V100H48ZM56 99V98H55ZM66 99V98H65ZM69 99V98H68ZM68 99H66V100H68ZM154 99V98H153ZM152 99V100H153ZM175 99H177L176 97H175ZM48 100V101H47ZM50 100H51V102H50ZM63 100V99H62ZM84 100V99H83ZM85 100H87L86 98H85ZM91 100H93V97H92V99ZM160 100V101H161ZM174 100V99H173ZM177 100H179V99H177ZM182 100V99H181ZM88 101H89V99H88ZM153 101H156V100H153ZM163 101V100H162ZM161 101V102H162ZM175 101V100H174ZM68 101H66V103H67ZM176 102V101H175ZM175 102H171L172 104H174ZM183 101H181L179 104H181ZM253 102V103H254ZM65 103V105H62V108H65V106L67 105ZM70 103H71V101H70ZM128 103V104H127ZM133 103V102H132ZM184 103H185V101H184ZM184 103H182V104H184ZM252 103V104H253ZM57 104H62V102L61 103H57ZM64 104V103H63ZM179 104H178V106H179ZM181 104V105H182ZM96 105V106H95ZM163 105V104H162ZM175 105V104H174ZM57 106V105H56ZM59 106L60 105H58V108H59ZM67 106H69V104L67 105ZM70 106H72V104L70 105ZM93 106H95V107H93ZM131 106V105H130ZM175 106H177V103H176V105ZM93 107V108H92ZM126 107V108H125ZM132 107V106H131ZM165 107V106H164ZM164 107H163V109H164ZM181 107H182V109H183V107L184 106H180V110H181ZM186 108H187V106H185ZM184 107V108H185ZM253 107V106H252ZM53 108H57V107H55V105H53ZM52 108V109H53ZM68 108H70V107H67L66 108V110L71 114V117H72V113L70 112V109H68ZM130 108V107H129ZM128 108V109H129ZM176 107H174V109H175ZM123 109H124V111H123ZM168 109H169V106H168ZM74 110V109H73ZM165 110H167V109H164V111ZM171 110V109H170ZM179 110V113L182 111H180ZM22 111V113H23V115H24V113H25V115H27L28 116V114L30 115L31 113L30 112H33L32 114L34 115H30L28 118L27 117H25L24 116V118H22V114L20 113ZM46 111H48V112H46ZM160 111V110H159ZM173 111V110H172ZM185 111V110H184ZM188 111V113L187 114H189V110H187ZM256 111V110H255ZM260 111L258 112V113H260ZM43 112H45V113H43ZM66 112V111H65ZM68 112H66V114H68ZM94 112V111H93ZM163 111H161V113H162ZM257 112V111H256ZM119 113V114H118ZM129 113H130V111H129ZM128 113V114H129ZM166 113V112H165ZM164 113V114H165ZM168 113H170V112H167V114ZM176 113V112H175ZM185 113V114H186ZM1 114H3V115H1ZM21 114V115H20ZM42 114H41V116H42ZM61 114V116L62 115H64L63 116V118L59 115V114H57V115H59L60 116V118L61 119H66L67 117H68V115H67V117L65 116V114H62V113H60ZM101 114L103 115V117H106L105 115H107L108 117H109V114L110 115H112V117L113 116H115V117H113L112 119H107L108 117H106V119H107V121L105 122L104 121V118H102L101 117ZM115 114V115H114ZM132 114V113H131ZM149 114V113H148ZM183 114V113H182ZM184 114V115H185ZM186 114V115H187ZM261 114H262V112H261ZM263 114H264V112H263ZM16 115L17 116H19L18 118H21L23 121H21L20 122V120L21 119H18L17 117H16ZM47 115H49V113L47 114ZM94 115H95V113H94ZM120 116V118H122L121 120H120V122H118V120L117 119H120L119 117L117 118L116 116ZM166 115V114H165ZM179 114L177 113V116L176 117H178V119H179V116H178ZM14 116V117H13ZM40 116V115H39ZM44 116V115H43ZM43 116H42V118H43ZM54 116H56V115H54ZM53 115L51 116L52 118L54 117ZM122 116V117H121ZM125 116H127V115H125ZM173 116V115H172ZM180 116H181V114H180ZM189 116V115H188ZM30 117H32V118H30ZM36 117V116H35ZM50 117V118H51ZM70 117V116H69ZM68 117V119H66L65 121L66 122H71L70 121V118ZM127 117H129V115L127 116ZM131 117V116H130ZM183 117V116H182ZM29 118H30V120H29ZM45 118H47V117H45ZM59 118V119H60ZM73 118H74V116H73ZM76 118V117H75ZM158 118V117H157ZM171 118V117H170ZM32 119V120H31ZM37 119H38V117H37ZM36 119V120H37ZM41 119V118H40ZM58 119V120H59ZM86 119H85V123H86V125L88 124L87 122H86ZM126 120H127V118H125ZM124 119V120H125ZM172 119V118H171ZM188 119V118H187ZM190 120H191V118H189ZM28 121V124H25V123H27V121ZM35 120V119H34ZM46 120V119H45ZM52 122H54V120H55V122H56V119L55 118H53V119H50ZM57 120V121H58ZM181 120H183V119H181ZM186 120V119H185ZM189 120V121H190ZM12 122V125L10 124L11 122ZM29 121H30V123H29ZM47 121L49 122V120L47 119ZM49 122L50 123V126H51V123L52 122ZM61 121V120H60ZM65 121H63V122H65ZM84 121V120H83ZM128 121H131L130 120V118H129V120ZM170 121V120H169ZM179 121V120H178ZM188 121V120H187ZM72 122H74V119H73V121ZM103 122V123H102ZM125 122V121H124ZM127 122V121H126ZM126 122H125V124H126ZM146 122V121H145ZM158 122V121H157ZM181 122V121H180ZM18 123H21L22 125H23V127H22V125L21 124H18ZM37 123H38V120H37ZM58 123V122H57ZM57 123H55V124H57ZM61 123H62V121H61ZM78 123V122H77ZM117 123H120L119 125H117ZM190 123H192V122H190ZM189 123V124H190ZM45 124V123H44ZM43 124V125H44ZM46 124H48L47 122H46ZM53 124V123H52ZM55 124H54V126H55ZM64 124V123H63ZM63 124L61 125V126H63ZM80 124V123H79ZM78 124V125H79ZM83 124V123H82ZM82 124H80V125H82ZM128 124L130 125V123L128 122L126 125L128 126ZM149 124V121H148V123H147V125ZM3 125V126H2ZM19 125V126H18ZM26 125H27V127H26ZM30 127H29V126ZM66 125V124H65ZM125 125V126H126ZM151 125V124H150ZM182 125V124H181ZM14 128H17V130L19 131H17L16 129H14ZM40 126V127H39ZM45 126V125H44ZM49 126V125H48ZM49 126V127H50ZM53 126V127H54ZM58 127H59V125H57ZM67 126V125H66ZM124 126V125H123ZM149 126V125H148ZM147 126V127H148ZM31 128V130H30V132L32 133L33 132V134L32 135H30L31 133L30 132H27V131H29V129H27V128ZM58 127H56L57 128V130H59V128ZM141 127V126H140ZM183 127V126H182ZM190 127V126H189ZM43 129L45 128V127H42ZM62 129L64 128V127H61ZM142 128V127H141ZM151 127H149V129H150ZM24 129H26V130H24ZM144 129V128H143ZM152 129V128H151ZM162 129H165V128H162ZM184 129V128H183ZM183 129L181 128V130L183 131ZM185 129H187V128H185ZM53 130H55V127H54V129ZM69 130V129H68ZM92 130V129H91ZM126 130L127 129H125V133H126ZM134 130V129H133ZM153 130H154V128H153ZM166 130V129H165ZM177 130H179L180 131V129H177ZM176 130V131H177ZM38 131V132H37ZM66 131H67V129H66ZM93 131V130H92ZM93 131V132H94ZM137 131H139V130H137ZM137 131H135V133L137 132ZM144 131V130H143ZM143 131H141V132H143ZM159 131H161V129L159 130ZM167 131V130H166ZM176 131L174 130V135H176ZM182 131H180V133H178L177 132V137H176V139L178 138H180L182 141H184L185 140V138L187 137V135H188V132H189V130H187L188 132H186L187 133V135H186V137L184 138V132H182ZM47 132V131H46ZM109 132V133H108ZM133 132V131H132ZM156 132V131H155ZM164 132V131H163ZM168 132V131H167ZM181 132H182V134H181ZM37 133V134H36ZM60 133V132H59ZM59 133H57V134H59ZM64 133V132H63ZM128 133V132H127ZM140 133V132H139ZM145 133H146V131H145ZM160 133H162V131L160 132ZM185 133V134H186ZM36 134V135H35ZM47 134V133H46ZM49 134V133H48ZM56 134V135H57ZM66 134V133H65ZM111 134V135H110ZM133 135H135L134 134V132L132 133ZM143 134V133H142ZM150 134V133H149ZM35 135V136H34ZM70 135V134H69ZM73 135H75V134H73ZM127 135V134H126ZM125 135V136H126ZM132 135V136H133ZM138 135V134H137ZM152 135V134H151ZM154 135H155V133H154ZM166 135V134H165ZM168 135H170V134H168ZM173 135V136H174ZM179 135V136H178ZM40 136V135H39ZM58 136V135H57ZM71 136V135H70ZM96 136V135H95ZM98 136H96L97 138H98ZM156 136H158V135H156ZM170 136H172V135H170ZM189 136V135H188ZM44 137H45V135H44ZM47 137V136H46ZM56 137V136H55ZM65 137H67V136H65ZM74 137H76V136H74ZM129 137H130V135H129ZM147 137V136H146ZM148 137H151V136H148ZM158 137H161L160 136V134H159V136ZM168 137V136H167ZM166 137V138H167ZM175 137H174V139H175ZM7 138H6V140H7ZM71 138H73V136L71 137ZM106 137H104V139H105ZM141 138H143V137H141ZM162 138V137H161ZM184 138V139H183ZM50 139V138H49ZM66 139V140H65ZM103 139V140H104ZM126 138L124 137L122 140H125ZM132 139V138H131ZM144 139V141H145V138H143ZM177 140V141H181V140ZM37 140V141H38ZM60 140V141H59ZM69 142H68V141ZM74 140V139H73ZM99 140V139H98ZM120 140V139H119ZM127 140V139H126ZM150 140V141H149ZM152 140H153V136H152V138L151 139H147L145 142H148L147 143V145L144 143V145L145 146H143L144 148L142 149V150H144L145 152H143L142 154H146V155H148L151 151H152V149L150 148V151H149V153L147 154V151L145 150V147H148V145L149 146H152L154 143H155V138H154V140H153V143H152ZM193 140H195V139H193ZM63 141H65V142H68V143H64ZM106 142H108V140H105ZM128 142H129V140H127ZM127 141H125V142H127ZM132 141H133V139H132ZM143 141V142H144ZM175 142H176V140H174ZM174 141H171L172 142V144H173V142ZM51 142V143H50ZM73 142V141H72ZM102 142H104V141H102ZM106 142H104V143H106ZM110 142V141H109ZM111 142V143H112ZM113 142V143H114ZM152 143V145L151 144H149V143ZM174 142V143H175ZM178 142V143H179ZM189 142V141H188ZM187 142V143H188ZM48 143V144H47ZM111 143H109V144H111ZM112 143V144H113ZM116 143V144H117ZM122 143L123 144H125L124 143V141H122ZM130 143V142H129ZM182 143V142H181ZM183 143H185V142H183ZM1 144V145H2ZM14 144H15V146H14ZM17 144V145H16ZM50 144V145H49ZM59 144H61V146L63 147H61ZM64 144H67V145H64ZM73 144V143H72ZM71 144V145H72ZM111 144V145H112ZM116 144H113V146H114V149H115V146H116ZM122 144V145H123ZM156 144L158 145V143L156 142ZM171 144V145H172ZM11 145H13V146H11ZM42 147H41V146ZM66 146V147H64V146ZM106 145V144H105ZM105 145H103L104 147H105ZM121 145V146H122ZM130 145V144H129ZM157 145H155V148H156V146ZM174 145V144H173ZM177 145V144H176ZM181 146H182V144H180ZM180 145H178V146H180ZM11 147V148H9L8 149V147ZM26 146V147H27ZM60 146V147H59ZM103 146H102V148H103ZM120 146V145H119ZM154 146V145H153ZM185 146V145H184ZM3 147V146H2ZM36 147V148H37ZM45 148V150H44V148ZM53 147H55V146H53ZM52 147V148H53ZM68 147V148H67ZM72 147V146H71ZM118 147V146H117ZM128 147V146H127ZM130 147H134L133 145H131ZM191 147H192V145H191ZM18 148V147H17ZM20 148V147H19ZM29 148V149H30ZM106 148V147H105ZM120 148V147H119ZM118 148V149H119ZM186 148V147H185ZM7 149V150H6ZM16 149V148H15ZM14 149V155H13V158L14 157H17L16 159L17 160H19L20 159V162L22 163V160L24 161V162H34L35 160H38L39 159V157H43V156H40V155H37L38 153H36V154H34V153H32L31 151L32 150H34V149H32V150H30V152H27L26 154H24V155H22V153H21V155H20V153L19 152H22L23 150L21 149V151H17L16 153H17V155H16V153H15V150ZM73 149H75V148H73ZM73 149H71V150H69V151H73ZM135 149V148H134ZM147 150H148V148H146ZM154 149V148H153ZM10 150V151H9ZM19 150V149H18ZM51 150V149H50ZM116 150V149H115ZM126 150V149H125ZM131 150V149H130ZM136 150V149H135ZM135 150L133 151V150H131V151H133V153L135 152ZM7 151H9V152H7ZM55 151V150H54ZM53 151V152H54ZM58 151V150H57ZM68 151V152H69ZM77 151V150H76ZM90 151V148L88 149V152ZM105 151V150H104ZM119 151H120V149H119ZM121 151H123V146L121 147ZM120 151V152H121ZM154 151V150H153ZM42 152V153H41ZM63 152V151H62ZM75 152V151H74ZM78 152V151H77ZM109 152V151H108ZM120 152H118L119 154L118 155H120V158H121V153ZM126 151H124L123 152V154L125 153ZM127 152H128V150H127ZM127 152H126V156H129L130 157V160H132L131 161V163L133 162H136V160H138V159H135V158H137V157H134L133 155L134 154H131V152L129 153L128 152V154H127ZM155 152V151H154ZM187 152V151H186ZM55 153V152H54ZM59 153V151L57 152V154ZM64 153V152H63ZM62 153V154H63ZM79 153V152H78ZM77 153V154H78ZM110 153V152H109ZM182 153V152H181ZM188 153V152H187ZM191 153V152H190ZM19 154V155H18ZM46 154V155H45ZM49 154V153H48ZM56 154V153H55ZM65 154V153H64ZM70 154V153H69ZM101 154V153H100ZM130 154L132 155V156H130ZM7 155L9 156V159H8V157H7ZM54 155V154H53ZM67 155H68V153H67ZM72 155V154H71ZM74 155V154H73ZM135 155H136V152H135ZM145 155V156H146ZM182 155H184V154H182ZM189 155V153L187 154V156ZM52 156V155H51ZM51 156H49V155H47L45 158H47L48 159V157H51ZM124 156V155H123ZM144 156V155H143ZM149 157H150V154L148 155ZM147 156V157H148ZM54 157V156H53ZM53 157H52V159H53ZM58 156H56V158H57ZM69 157V156H68ZM77 157V156H76ZM80 156L78 155V158H79ZM98 157H99V154H98ZM97 156H95V158H98ZM134 157V159H131V158H133ZM13 158H12V160H13ZM45 158H43V159H45ZM55 158V157H54ZM70 158V157H69ZM74 157H72V159H73ZM102 157H100V159H101ZM124 158H125V156H124ZM8 159V160H7ZM46 159V160H47ZM64 159V158H63ZM66 159H68V158H66ZM72 159H70L69 161L71 162V160ZM147 159V158H146ZM183 159V158H182ZM188 159V158H187ZM186 159V160H187ZM45 160V161H46ZM49 160V159H48ZM51 160V159H50ZM49 160V161H50ZM54 160V159H53ZM58 160V159H57ZM57 160H54V161H57ZM60 160V159H59ZM62 160V159H61ZM97 160H99V159H97ZM126 160V159H125ZM134 160V161H133ZM184 160V159H183ZM191 160V159H190ZM14 161V160H13ZM73 161V160H72ZM78 161V160H77ZM99 161H101V160H99ZM180 161V160H179ZM3 162V161H2ZM19 162V161H18ZM19 162V163H20ZM23 162V163H24ZM66 162V161H65ZM65 162L63 161V163L65 164ZM76 162V161H75ZM10 163H11V161H10ZM21 163H20V167H22L21 166ZM22 163V164H23ZM40 163H41V160H40ZM45 164H47L48 162H44ZM62 163V164H63ZM96 163H98V161L96 162ZM27 164V163H26ZM31 164V163H30ZM36 164V162L35 163H32V166H34ZM50 164H53V162H50ZM49 163H48V165H50ZM61 164V163H60ZM63 164V165H64ZM67 166H68V164H70L68 161H67ZM65 164V165H66ZM128 164V163H127ZM179 164V163H178ZM25 165V164H24ZM28 165V164H27ZM54 165V164H53ZM129 165V164H128ZM184 165H185V163H184ZM32 166H30L31 168H32ZM58 166V164L56 165V167L54 168V166H48V168L51 170V168H52V170H54V169H57L58 168V170H59V167H57ZM178 166V165H177ZM187 166V165H186ZM27 167H29V165L27 166ZM28 168V170L29 171H31V168ZM34 167H36V166H34ZM33 167V168H34ZM189 166H187V168H188ZM37 169H39L40 170V172L41 173H44V172H42L43 171V168L40 166H37L36 167ZM54 168V169H53ZM19 169H21V168H19ZM41 169H42V171H41ZM47 168H46V165H45V167H44V170L45 171H47V173H49V172H52V171H50V170H46ZM174 169V168H173ZM22 171L21 172H23V168L21 169ZM35 170V169H34ZM33 170V171H34ZM39 170H37V171H39ZM179 170V169H178ZM189 170V169H188ZM19 171V170H18ZM175 171H177V169H175ZM182 171V170H181ZM40 172H39V175H41L40 174ZM180 172V171H179ZM178 172V173H179ZM181 173H183V172H181ZM180 173V174H181ZM186 173V172H185ZM185 173H183V174H185ZM45 174H46V172H45ZM44 174V175H45ZM165 174V173H164ZM171 174V173H170ZM188 174V173H187ZM13 175V174H12ZM182 175V174H181ZM8 176H10V174L8 175ZM7 176V177H8ZM42 176H43V174H42ZM174 176L176 177V175H173L172 177L174 178ZM178 176V175H177ZM191 176V175H190ZM3 177V176H2ZM5 177V176H4ZM11 177V176H10ZM13 177H15V176H13ZM168 177V176H167ZM185 178H187L186 176H184ZM184 177H183V179H184ZM19 178V177H18ZM169 178V177H168ZM172 178V179H173ZM177 178V177H176ZM9 179V178H8ZM178 179H179V176H178ZM188 179H190L189 177L187 178V179H185L186 181H188ZM10 180H12V178L10 179ZM14 180V179H13ZM23 180V179H22ZM166 180V179H165ZM164 180V181H165ZM169 180H171V179H169ZM180 180H182V179H180ZM180 180H177V181H180ZM185 180H183V181H185ZM194 180V179H193ZM193 180H192V182H193ZM40 181V180H39ZM174 181V180H173ZM183 181H180V182H183ZM185 181V182H186ZM1 182V181H0ZM21 182V181H20ZM23 182V181H22ZM161 182V181H160ZM190 182V180L187 182V183H189ZM196 182V181H195ZM26 183V182H25ZM29 183V182H28ZM164 183V182H163ZM167 183V182H166ZM191 183V182H190ZM3 184V183H2ZM32 184V182L31 183H29V185L28 186H30ZM179 184H181V185H183V183H179ZM197 184V183H196ZM26 185V184H25ZM161 185V184H160ZM2 186V185H1ZM14 186V185H13ZM12 186V187H13ZM27 186V185H26ZM165 186V185H164ZM169 186H170V184H169ZM6 187V186H5ZM159 187V186H158ZM175 187V186H174ZM200 187V186H199ZM31 188V187H30ZM159 188H161V186L159 187ZM162 188H164V187H162ZM173 188V187H172ZM190 188V187H189ZM17 189V188H16ZM23 189V188H22ZM28 189V188H27ZM167 189V188H166ZM171 189V188H170ZM198 189V188H197ZM18 190V189H17ZM165 190V189H164ZM169 190V189H168ZM186 190V189H185ZM192 191H193V188L191 189ZM204 190V189H203ZM1 191V190H0ZM21 191V190H20ZM179 191V190H178ZM177 191V192H178ZM180 191H181V188H180ZM207 191V190H206ZM205 191V192H206ZM213 191V190H212ZM196 192V191H195ZM204 192V193H205ZM215 192V191H214ZM213 192V193H214ZM179 193V192H178ZM182 193V192H181ZM196 193H198V192H196ZM212 193V194H213ZM184 194V193H183ZM199 194V193H198ZM210 194V193H209ZM212 194H210V195H212ZM27 195V194H26ZM191 195V194H190ZM206 195V194H205ZM185 196V195H184ZM183 196V197H184ZM203 196V195H202ZM209 196V195H208ZM194 197V196H193ZM200 197V196H199ZM198 197V198H199ZM204 198L206 197L207 198V196H203ZM214 197V196H213ZM209 198V197H208ZM187 201H188V199H186ZM213 200V199H212ZM216 200V199H215ZM190 201V200H189ZM191 202V201H190ZM210 203V202H209ZM220 203V202H219ZM186 204V203H185ZM188 204V203H187ZM213 204H214V202H213ZM217 204V203H216ZM221 204H222V202H221ZM189 207V206H188ZM216 206H214V208H215ZM220 208V207H219ZM212 209V208H211Z\"/></svg>",
    "mask_w": 264,
    "mask_h": 264
}]
</instances>
